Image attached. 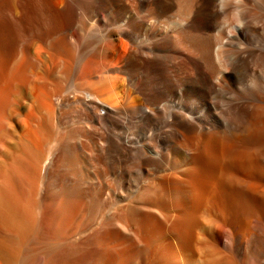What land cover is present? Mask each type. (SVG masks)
<instances>
[{
  "label": "bare ground",
  "instance_id": "1",
  "mask_svg": "<svg viewBox=\"0 0 264 264\" xmlns=\"http://www.w3.org/2000/svg\"><path fill=\"white\" fill-rule=\"evenodd\" d=\"M229 2L0 0V264H264V89L200 110Z\"/></svg>",
  "mask_w": 264,
  "mask_h": 264
},
{
  "label": "rangeland",
  "instance_id": "2",
  "mask_svg": "<svg viewBox=\"0 0 264 264\" xmlns=\"http://www.w3.org/2000/svg\"><path fill=\"white\" fill-rule=\"evenodd\" d=\"M230 2H231V0H230ZM230 2H229V14L232 13L233 15L230 14L231 18L229 19V32H227L228 31L227 28L226 29L222 28L221 30L218 29L220 27L215 28L216 30L214 29L215 31L213 30V32H212L213 34H215L214 35L215 37L219 36L217 38H219L221 40V41L219 40L220 42L219 41L217 42L216 46L217 45L218 46L213 51L214 61H215V63L224 64L226 70H222L223 72L222 71L219 72L222 75L217 73L218 76L216 75V77H218V89L219 90L216 89L215 93H214V91L210 93V96H209L210 98L208 100V103L200 108V110L201 111L203 110V112L207 111L208 108L209 109L211 108L210 110L213 113L220 114V112L223 109H225L228 105H229V108L232 106H237L242 101H245L252 92L259 91V89L261 90L262 88L264 89V74H263L264 73V67H259L257 69H249V70L234 69V66H236L238 63V60H240L239 54L241 53V51H244V50L250 51L251 50V51H255V52H259L261 54H264V0L263 1L262 0H257V1L256 0L255 1L254 0H232V3H230ZM236 8H237V10H236ZM248 10H254V11L257 10V12H256L257 15H255V17H248V18L245 17L246 20H244V17H242L241 14L248 11ZM235 12H236V14H235ZM237 13H238V16H236ZM238 17H240V18H238ZM233 18H235V19H233ZM238 19H240V21ZM246 25L247 26L249 25V26L247 27ZM234 28L236 29V32L238 34L234 31ZM246 28H247V30H246ZM217 29H218V33L216 34ZM250 30H253V31H250ZM228 33H232V35L229 34V40L230 41H229V44H227L229 47L223 42L225 40L226 35H228ZM220 37H222L223 40ZM238 39H240V42ZM223 43L225 45H221ZM237 43H241V44H237ZM220 45H221V48L223 46H227V47H224L219 52L218 50L220 49ZM217 48H218V50H217ZM215 52H216V54H215ZM221 52H223V54ZM217 54H219L220 58L222 59V63H221V60L219 61V58L216 59V57H219ZM255 70H256V72H255ZM226 71H227V73H226ZM247 71H250L249 74ZM253 72H254V74H253ZM219 79H221V80H219ZM254 80H255V82H254ZM219 82H220V84H219ZM252 83H254V84L252 85ZM219 85H221V88H219L220 87ZM213 106H215V107H213ZM217 212L218 211H215V213H217ZM263 227L260 228L261 230H255V232L249 237L248 244H247L248 245L247 251L249 253H253L256 255L259 254V256L264 255V228ZM209 233H210V230L205 229V234L206 235L208 234L207 238L211 240V235ZM222 233H223L222 244L217 246L221 250L223 260H225V261H223L222 264H226V263L232 264V261H229V260H231L229 258V256H230L229 249L231 247L230 241H229V224L226 225V228L223 230ZM212 241H216V238L212 239Z\"/></svg>",
  "mask_w": 264,
  "mask_h": 264
}]
</instances>
